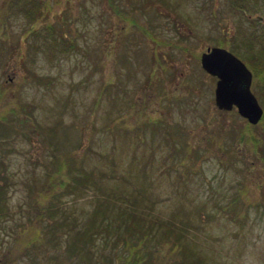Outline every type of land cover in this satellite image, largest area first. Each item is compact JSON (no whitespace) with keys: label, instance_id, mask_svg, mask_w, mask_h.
<instances>
[{"label":"rangeland","instance_id":"1","mask_svg":"<svg viewBox=\"0 0 264 264\" xmlns=\"http://www.w3.org/2000/svg\"><path fill=\"white\" fill-rule=\"evenodd\" d=\"M38 1L34 20L18 9L23 0H0V168L7 182L0 264H86L56 255L53 245L36 249L32 231L48 217L41 206L86 212L108 191L110 202L143 211L147 223L178 227L205 264H264V84L235 50L258 45L249 30H263L260 6ZM48 22L65 28L63 39L48 36ZM209 45L227 47L251 69L263 107L257 124L215 105L216 78L199 60ZM84 170L95 177L92 188L66 193L49 183ZM105 242L99 236L90 245L104 264H128ZM176 243L174 234L161 237L154 263L181 261Z\"/></svg>","mask_w":264,"mask_h":264},{"label":"trees","instance_id":"2","mask_svg":"<svg viewBox=\"0 0 264 264\" xmlns=\"http://www.w3.org/2000/svg\"><path fill=\"white\" fill-rule=\"evenodd\" d=\"M244 1L251 3L249 5L253 9H255L257 7L256 5L258 4L264 11V0H255L256 3L251 0ZM230 3L235 4L243 12L247 10L246 3L244 4L242 2H237V0H233ZM26 4L27 7H24ZM38 6V0H23L21 7L24 10L21 8L18 9L22 11L26 17L29 18L31 16L29 19L35 20L38 16H40L41 13V7ZM113 10L116 12L115 8ZM257 18H259L258 21H260L259 14L257 15ZM47 25L49 26L47 27L49 37H51L53 40L63 39L67 32L63 30L65 28L59 27L60 24L52 25L50 22H48ZM29 29L36 32V28L30 27ZM261 29H263L261 32H256L254 28L249 30V39L251 38L254 42L256 41L258 44L256 47L252 45L251 41H249V44L246 46V53L243 54V52H240L237 49L235 50L239 52V54L243 56V58L247 60L251 66L257 68V74L260 75L261 81L264 84V26H262ZM66 30H68V28ZM67 40V37L64 38V41ZM255 124L249 123V125ZM169 133L170 131L167 132V135ZM167 140H169L168 137ZM245 140L248 141L246 135ZM252 141L253 138L250 135V142L252 143ZM254 145L260 144L254 143ZM0 171H2V173H0V178L2 180L0 182V212L3 213L2 194L5 192L7 182L4 179L3 169L0 168ZM70 177L71 179L68 180L57 178L55 182L50 181L49 183L53 184L57 182L58 186L66 193L71 192L74 187L78 188L86 186L92 188V184H95V177L90 170H84L83 173L75 174ZM51 189V186L47 187V190ZM55 194L56 193L53 195ZM102 194L104 199L101 198L100 201L91 206L86 212L74 211L66 213V210L62 209V207L56 208V205L55 207L52 204L49 206H41V208L44 207V209H47L46 212L48 213V217L43 216L44 220L39 231L37 229L32 231V245L37 247L36 249L40 250H45L47 246L51 247L53 245V252H56V255L61 256V254L65 252L69 254L71 259L75 262L83 261L86 264H104V256H102L100 253L98 254L96 249L93 251L92 247L90 246L96 245V240L99 238V236H101L103 239H105L106 244L111 243L113 245L115 249L110 254H114V257H117L119 260L124 258L125 261L126 257L128 256L129 258L126 259L128 264H155L152 259L154 253L153 251H155V245L160 243L161 237H167L169 234H174L177 239L175 247H177L178 244V246L181 248V261L174 260L171 264L206 263L204 259L194 252L193 247L187 242L188 240L184 241L186 239L185 237H183L184 240L180 239V237L183 236V233L178 227L174 229L168 228L167 225L163 226L158 221L154 222L153 224H149L146 222L147 220H145V214L142 213L143 211L136 210L132 205L116 206L109 200V191L108 193ZM55 197L59 198L60 195L57 194ZM35 211L36 214H38L37 208ZM43 211L44 210H42V212ZM108 211L109 213H107L105 217H100ZM70 216H72L71 219H69ZM56 230L61 232L57 233ZM102 231L104 234H101ZM110 231L111 233L109 235ZM20 233L21 232H19V234ZM119 244L123 247L121 251H118L117 249ZM131 250L133 251L132 254H130ZM51 262H53L52 259Z\"/></svg>","mask_w":264,"mask_h":264},{"label":"water","instance_id":"3","mask_svg":"<svg viewBox=\"0 0 264 264\" xmlns=\"http://www.w3.org/2000/svg\"><path fill=\"white\" fill-rule=\"evenodd\" d=\"M199 60L207 73L217 77L214 86L215 105L224 110L235 106L249 123H257L263 108L251 90L252 72L245 62L221 45L207 46Z\"/></svg>","mask_w":264,"mask_h":264},{"label":"flooded vegetation","instance_id":"4","mask_svg":"<svg viewBox=\"0 0 264 264\" xmlns=\"http://www.w3.org/2000/svg\"><path fill=\"white\" fill-rule=\"evenodd\" d=\"M215 78H216V76L215 75H213ZM216 80V79H215ZM231 109H235L236 111H237V109H236V107L235 106H233ZM220 110H223V109H220ZM230 110V109H229ZM242 116V115H241ZM243 117V116H242ZM243 118H245V117H243ZM246 119V118H245ZM246 121H247V119H246Z\"/></svg>","mask_w":264,"mask_h":264}]
</instances>
